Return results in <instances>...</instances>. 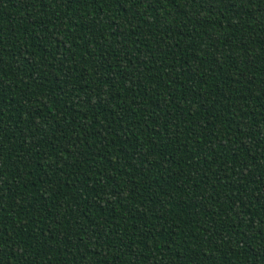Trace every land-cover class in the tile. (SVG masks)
I'll use <instances>...</instances> for the list:
<instances>
[{"label":"trees","instance_id":"obj_1","mask_svg":"<svg viewBox=\"0 0 264 264\" xmlns=\"http://www.w3.org/2000/svg\"><path fill=\"white\" fill-rule=\"evenodd\" d=\"M0 264H264V0H0Z\"/></svg>","mask_w":264,"mask_h":264}]
</instances>
